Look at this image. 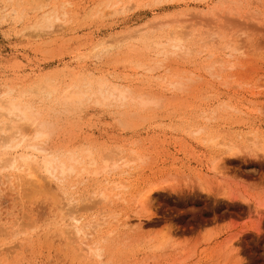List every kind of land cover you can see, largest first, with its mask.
<instances>
[{
	"label": "rangeland",
	"instance_id": "rangeland-1",
	"mask_svg": "<svg viewBox=\"0 0 264 264\" xmlns=\"http://www.w3.org/2000/svg\"><path fill=\"white\" fill-rule=\"evenodd\" d=\"M9 91L77 170L0 174V264H264V0H0Z\"/></svg>",
	"mask_w": 264,
	"mask_h": 264
},
{
	"label": "bare ground",
	"instance_id": "bare-ground-1",
	"mask_svg": "<svg viewBox=\"0 0 264 264\" xmlns=\"http://www.w3.org/2000/svg\"><path fill=\"white\" fill-rule=\"evenodd\" d=\"M172 37L174 38H172L173 42L177 44L182 41L179 40L177 34ZM174 48H176V46H174ZM76 88L77 87L73 88L74 91H72V88L70 87L66 88L63 91V94L57 98V104L59 103L62 106L68 105L69 107L71 104L81 103L85 98L87 99L89 92H82V90L75 92ZM102 88L103 87L100 86V91ZM44 90V93H46L47 96H50L57 91V88L51 84H46ZM118 91L119 90L113 89L111 92L104 93V95H106L104 100L108 101L112 98H117V100L121 101L126 100L125 93L123 91ZM12 93V91H9L0 97V174L5 173V177L8 180L17 178V180L20 179L19 181H21V179H24V181L26 180L28 183H33L37 186L44 184L42 183L43 180H45V182L53 181L55 183L57 182V184H63L66 181L67 175L76 173V167L68 166L60 157L56 159L49 157V151L42 146V143L48 136L50 122L46 117V120L43 119V110L40 111L35 109L30 103H28V101L13 96ZM230 150L232 152L234 150L238 151L235 148ZM231 151H229V153ZM259 151L264 152V145H262ZM74 163L79 164L78 161H75ZM217 165L219 166L218 163L216 164V167L213 166V170H217ZM114 189H116L115 186ZM144 193L139 196V204L141 206L146 204L150 199L152 189L145 194ZM101 196L107 198V195L104 196V194H102ZM106 198H104V200H106ZM126 220V222H123L124 224L121 222L124 226L122 227L124 229L126 228L128 231L132 230V232L138 227L140 228L143 224L141 222L133 225L128 219ZM79 222L80 221L77 220L74 223L75 225L73 226L72 232L77 238H79V240L82 238V245L85 246V249L91 252L93 247L89 243L91 242L89 238L96 230L95 227H98V223L95 224L97 226L93 223L92 226L91 223L90 225L86 224L85 226L81 225ZM87 225L90 227L88 231L87 229L89 227H87ZM140 229H137V231Z\"/></svg>",
	"mask_w": 264,
	"mask_h": 264
}]
</instances>
